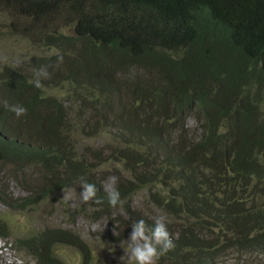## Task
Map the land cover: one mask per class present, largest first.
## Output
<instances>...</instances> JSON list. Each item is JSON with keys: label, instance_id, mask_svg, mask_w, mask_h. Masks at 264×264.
Returning <instances> with one entry per match:
<instances>
[{"label": "trees", "instance_id": "16d2710c", "mask_svg": "<svg viewBox=\"0 0 264 264\" xmlns=\"http://www.w3.org/2000/svg\"><path fill=\"white\" fill-rule=\"evenodd\" d=\"M0 9L56 53L0 73V158L36 162L46 177L25 198L2 194L0 182L4 206L37 213L54 195L80 189L81 178L91 183L98 169L114 166L105 149L80 154L81 138L93 139L96 130L71 119L68 98L50 90L83 80L96 103L113 108L101 99L121 87L139 99L111 115L125 131L130 157L122 156L136 179L116 175L125 216L117 220H126L127 236L112 243H127L135 221L152 227L155 210L174 243L158 264L229 257L233 264H264V0H0ZM41 66L50 78L36 88L33 69ZM17 104L26 115L10 111ZM191 118L195 130L186 125ZM97 189L103 202L81 209L94 220L112 210ZM142 193L147 202L135 200ZM10 232L0 221V234ZM13 242L26 264H67L58 255L62 246L92 256L78 236L59 228L29 230Z\"/></svg>", "mask_w": 264, "mask_h": 264}, {"label": "rangeland", "instance_id": "374dc122", "mask_svg": "<svg viewBox=\"0 0 264 264\" xmlns=\"http://www.w3.org/2000/svg\"><path fill=\"white\" fill-rule=\"evenodd\" d=\"M13 19L12 15L0 9V71H3L5 67L17 69L34 56L39 60L42 56L50 59L56 55L55 51L43 49L42 45L35 43L39 40L33 28L14 24ZM82 85L83 80L75 79L73 84L68 86L70 96H75V93L81 90ZM78 112L79 110L74 107L67 111L71 118L83 123L85 120ZM186 125L193 129L195 126L192 119H189ZM45 180L46 177L36 163L28 165L13 163L9 168L8 161L1 162L0 159V182L3 183L5 191L1 190L2 194L8 192L16 198H23L27 195L26 188L39 186ZM79 192H69L68 200L63 199V193H58L52 197V200L39 205L37 213L10 212L0 203V221L7 223L13 234L17 235L24 234L30 229L40 230L43 227L68 228L87 242L93 252L92 259L95 263H128L127 243L112 244V241L118 240L120 236L126 238L124 223L117 224L110 217L94 220L76 213L75 207L84 204ZM4 244L10 245L0 238V250L3 249ZM58 254L67 264H82L83 254L78 248L62 247L58 250ZM3 255L7 262L23 264L21 260L17 261L18 258L16 259L15 255L11 256L8 250H4Z\"/></svg>", "mask_w": 264, "mask_h": 264}, {"label": "clouds", "instance_id": "9594fccd", "mask_svg": "<svg viewBox=\"0 0 264 264\" xmlns=\"http://www.w3.org/2000/svg\"><path fill=\"white\" fill-rule=\"evenodd\" d=\"M57 59H58V62H61V63L63 62V56L62 55H58ZM6 68H9V67H5L3 69V71ZM3 71H0V73ZM33 71H34V76H35V79L32 81L33 86L36 88H41L42 87V83H41L42 79H49L50 73L48 72L47 67H45V66H41L39 68H34ZM114 79H115V83L118 86H120L119 77L116 75ZM73 82L64 85V87L60 86L58 88L52 89V90H50V92L52 91V96L58 97L59 99L68 98V101L71 103V108L74 107V108L78 109L79 110L78 114L82 118H84V120H85L83 123H80V122L79 123L81 125L84 124L86 126V128H89V127L93 128L94 127L96 130L97 135H95V137L93 139L81 138L79 146L81 148H84V149L81 150L80 154L83 153V151L85 149H89L91 151L94 149H101L102 148V149L106 150V154H109L112 152L115 156L114 166L112 168H110L109 170H106L104 168L98 169L93 174V179L91 180V183H89L86 180H84L83 178H81L80 189L77 188V190H74V191L75 192L80 191L79 196H80L81 201L84 204L82 206L80 205V206L75 207V212L81 215L82 214L81 209L86 207L85 204H87L89 202H92L95 204L102 203L103 201L100 198H98V196H97V192H98L97 188L101 187L107 193L108 202L112 206V210L110 211V213L107 216L102 217V218H109V217L113 218L114 222H116L117 224H121L120 222H123L124 223V233L126 234V232H125L126 220L124 218H120L119 220H117V218L119 216H121V217H125V216H124L123 212L120 210V207H121L120 205H122L124 203V201L121 200L120 192H119L118 188L116 187V185H117L116 175L121 176L123 178H126L128 180H135L136 178H135L134 172H132L131 168L126 165V162H125V160H123L124 158L122 156V151H124L125 155L129 156L127 154V144L121 139V137L123 135H125V131H124L123 127H121L119 124L115 123V120H113L111 118V115L113 113H115L120 108H123V107L132 108L134 105H136L138 103L139 99L135 98L134 96H129V95L125 94L121 90V87H120L119 93L116 94L115 96L111 97L110 99H101L100 98L101 101L112 102L113 105L115 106V108H114V106H113V108H109V107H106L104 105H101L100 103H96L95 98L88 95V92L85 90V88H87L86 87L87 84L82 85L81 90L77 91L75 93V96L71 97L69 92H68V86L72 85ZM86 96H89V98L86 99ZM72 102H74V103H72ZM6 106H8V105L6 104ZM67 107H69V106L67 105ZM68 110H66V112ZM10 111H12L16 115V117H18V118L27 114V109L23 105H20V104L10 106ZM68 116H69V114H68ZM71 119H73V118H71ZM191 119L194 121V124H195L194 130H195L198 128L197 123L193 118H191ZM74 121L78 122L76 120H74ZM187 121H186V123H187ZM96 124H99V126L97 127ZM189 129H193V128H189ZM133 136L138 142L142 143L139 135L133 133ZM4 156L10 157V154H5ZM14 159H17V158H14ZM4 161L5 160H2L1 162H4ZM31 163H36V162H30L28 164H31ZM36 164H38V163H36ZM8 165L10 168V165H12V164L10 162H8ZM113 169H114V171H113ZM141 172H144V170H141ZM107 182H108V185H107ZM29 189L26 188V190H29ZM1 190L4 191L3 188H1ZM71 191H73V190H71V189L63 190L62 193H63V199L64 200L69 199L68 193ZM6 194H10V193L7 192ZM26 194H27V192H26ZM26 197H27V195H26ZM144 197H146L144 202H147L148 201L147 193L139 194L135 200L136 201H142ZM23 198H25V197H23ZM153 211H154V213H156L157 217L154 218V224L152 227H149L143 219L135 221L131 224V232L129 234V238L127 241L128 264H158L159 259L163 255H165L168 251H170L174 248L172 236L168 231L169 229L167 227L166 218L162 215L161 211H155V210H153ZM93 213H94V209H91L90 214H93ZM158 213H160V214L158 215ZM112 216H114V217H112ZM118 221H120V222H118ZM56 228L68 230V231H71L73 233V231L68 229V228H63V227H56ZM44 229H51V228H44L43 227L40 230H44ZM52 229H55V228H52ZM30 230H33V229H30ZM28 231H26L25 233H27ZM34 231H38V230L34 229ZM24 234H20V235H17L15 233L13 234L12 230L10 232V236L9 235L3 236L0 234L1 240H5L7 243L10 244V245L4 244L3 249L0 250V264H16V263H12L10 261H9L10 263L7 262V259L3 255L4 250H8L10 252V255L13 257L15 255L16 259L18 258L17 261L21 260V262H23V264H26V262L23 261L16 254V252L14 250V242H13L15 239V236L17 238H21ZM126 236H127V234H126ZM80 240L82 242V246L86 245L87 248L90 250V252L93 254V252H92L91 248L89 247V245L87 244V242L83 241V239H81V238H80ZM114 245H117V244H114ZM62 247H70V246H62ZM62 247H60V248H62ZM72 248H77V247H72ZM78 249H80V248H78ZM80 251L83 254L82 247H81ZM87 258L92 259V256L88 255L86 258H84V254H83L82 264H84L86 262ZM231 259L232 258L229 257L227 259L220 260V262L225 261V264H233ZM220 262H217L214 264H220ZM93 263H95L94 260H93Z\"/></svg>", "mask_w": 264, "mask_h": 264}]
</instances>
